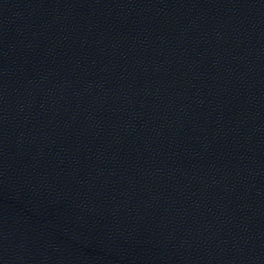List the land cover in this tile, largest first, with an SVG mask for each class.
Returning <instances> with one entry per match:
<instances>
[{"label": "water", "instance_id": "1", "mask_svg": "<svg viewBox=\"0 0 264 264\" xmlns=\"http://www.w3.org/2000/svg\"><path fill=\"white\" fill-rule=\"evenodd\" d=\"M0 264H264V0H0Z\"/></svg>", "mask_w": 264, "mask_h": 264}]
</instances>
